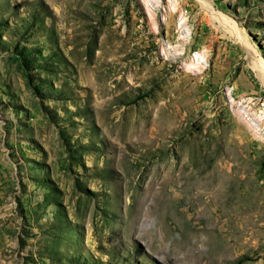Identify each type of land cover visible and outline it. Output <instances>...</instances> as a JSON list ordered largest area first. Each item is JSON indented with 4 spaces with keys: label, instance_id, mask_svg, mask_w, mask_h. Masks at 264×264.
Instances as JSON below:
<instances>
[{
    "label": "rangeland",
    "instance_id": "rangeland-1",
    "mask_svg": "<svg viewBox=\"0 0 264 264\" xmlns=\"http://www.w3.org/2000/svg\"><path fill=\"white\" fill-rule=\"evenodd\" d=\"M249 54L264 0H0V264H264Z\"/></svg>",
    "mask_w": 264,
    "mask_h": 264
},
{
    "label": "bare ground",
    "instance_id": "bare-ground-1",
    "mask_svg": "<svg viewBox=\"0 0 264 264\" xmlns=\"http://www.w3.org/2000/svg\"><path fill=\"white\" fill-rule=\"evenodd\" d=\"M146 4V3H145ZM248 60L249 63L253 66V68L257 71L258 75H261V73L264 71V67L262 65V63H256V61H254V57L252 54L248 55ZM178 109V108H177ZM221 166V165H220ZM222 167H220V169L218 170L217 173H222ZM206 176V175H205ZM208 176V175H207Z\"/></svg>",
    "mask_w": 264,
    "mask_h": 264
}]
</instances>
